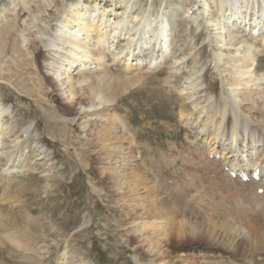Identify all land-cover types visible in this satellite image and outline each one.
<instances>
[{
  "label": "rangeland",
  "instance_id": "374dc122",
  "mask_svg": "<svg viewBox=\"0 0 264 264\" xmlns=\"http://www.w3.org/2000/svg\"><path fill=\"white\" fill-rule=\"evenodd\" d=\"M67 1H0V104L7 107L8 125L17 126L23 152L20 160L12 156L8 166H4L0 179V215H7L3 223L9 230L13 227L17 236L24 237L26 232L31 239L28 245L33 247L26 258L22 257L23 250L0 239V264H59V261L61 264H147L153 251L147 248L146 237H160L164 242L158 248L161 247L167 264H183L181 260L185 257L196 264H214V261L264 264V247L257 245L251 249L244 243V238L254 245L264 241L251 233L247 221L249 217H264L256 215L261 210H257L259 206L264 205V193H257L260 197L257 202L262 204L258 205L251 198L256 187L248 186L254 188L248 192L237 178L230 180L220 170V161L209 158L207 152L211 148L203 143L205 139L195 140L189 124L184 122L185 114H180V100L186 97L182 87L190 80L196 82V76L198 90L208 86L205 92L194 95L200 99L192 98L197 102L192 105L196 111L207 109L200 114L203 119L200 124L212 108H223L237 133L231 141L230 127L227 128L224 118L217 138L224 148L222 151L230 148L238 154L241 150L242 165L261 161L263 170L259 174L264 179V121L260 114H250L237 107L233 99L228 106H219L220 100L230 92L228 55L215 66L213 55L218 43L214 27L205 23L197 27L187 16L188 8L203 7L205 1L209 8L198 17L201 21L212 15L219 17L216 7L221 2L230 14L245 16L244 22L261 20L260 28L252 31L255 34L244 35L257 49L256 74L260 75L264 72V51L259 50L263 48V40L260 34L255 35L264 26V3L261 0H146V19L159 15L170 25V54L158 66L146 68L132 64L121 73L110 52H106L105 58L109 60L106 64L111 69L108 76L120 79L121 83L119 88L109 89L113 100L102 107L103 115L98 116L93 112H78L80 108L91 109L88 99L98 85L94 74L77 88L76 96L81 101L75 103L57 91L50 79L52 72L45 68V43L51 38L54 26L60 24ZM149 32L144 29L135 35L145 37ZM172 52L179 59L173 60ZM112 116L120 125L119 133L130 139L124 140L131 150L130 154H123L124 158L128 156L139 170L146 172L150 177L148 188L130 182L126 186L129 191L117 190L118 183L112 176L116 170L113 160L117 159V165L121 157L113 159L118 151H112L110 141H102L97 132L104 119ZM213 119L218 122V115ZM40 144L48 148L49 156L37 154ZM258 156L261 157L257 159ZM11 164L15 165L14 169ZM212 167L217 171L210 170ZM152 196H160L161 201L156 203V209L146 210ZM249 196L252 200H248ZM161 204L177 205L178 210L174 214L165 213ZM234 210L239 211L240 218H236ZM187 217L192 225L180 224ZM222 217L232 219L234 225L227 227ZM147 222L153 226L146 227ZM208 233L238 248H225L209 240ZM179 234L182 244L173 246ZM229 234L237 235V240Z\"/></svg>",
  "mask_w": 264,
  "mask_h": 264
},
{
  "label": "bare ground",
  "instance_id": "6f19581e",
  "mask_svg": "<svg viewBox=\"0 0 264 264\" xmlns=\"http://www.w3.org/2000/svg\"><path fill=\"white\" fill-rule=\"evenodd\" d=\"M145 1L146 0L67 1V4L64 7V15L61 20H59L60 24L54 26L51 32V38L49 40H46L45 45L47 47V51H45L47 55L44 63L46 64L45 68L49 69L52 72L53 76L50 77V79L54 81L57 87V91L61 95H63L64 98L69 102L79 103L81 101L80 98L76 96L77 88L80 85L86 84L89 80V75L94 74L97 79L98 85L97 88L91 91L88 99L89 107H91V109L83 110V108H80L78 112H93V114H97L98 116L103 115L102 107L108 105L113 100V98H111V96H113V93L112 95L108 94L109 89L120 87V79L108 76V71L110 72L111 69L110 67H107L106 64L109 61L105 58L107 57L106 52H110V54L112 55V61L116 62L115 66L121 73H125L126 70L131 68L132 64L136 65L137 67L146 66V68L152 65L158 66L163 63L164 59L170 54V25L166 21L164 23L161 19V16L159 15H150L149 18L146 19L145 16L147 12V2ZM261 1L262 3H264V0ZM230 5L231 4H229L228 6ZM193 7L194 5L188 8L187 12L189 14H187V16L191 17L193 22L196 23L197 27H199L201 23H205L207 26L214 27V34L215 36H217L215 40L218 43L217 51L213 55L214 62L216 64L215 66L219 65V63L223 60L224 55H228L226 57L229 58V62L227 64L231 66L229 71L231 74V78L230 80L228 79L230 92L229 95H226V97L220 100L219 106H221L220 104H223L226 107V105L228 106L229 104H231L230 102H232L233 99V102L237 107H240V109H242L243 111H247V113L249 112L250 114H260L259 116L261 117V120L264 121V72H262L260 75L256 74L255 63L257 59L255 55L257 49L255 50L254 44L250 43V41H246L244 36L246 33L248 35L255 34L252 31L256 27H258V29L260 28V26L258 25L260 24L261 20H259L258 18H254L252 21L244 22L246 18L245 16L230 14V11L228 12L227 9L224 8V3L221 2L219 4V7H216L217 12L219 13V17L216 16V18H214L212 15V18H206V20L201 21V19H198V17L201 16L202 12L205 13L209 8L208 3L203 1V7H201V5L197 8ZM123 23L124 25L121 26ZM144 29H149L150 34L148 33V35H146L145 37H142L141 35L137 37L135 35V32H138L140 34V31ZM258 35L263 40V48L259 50L264 51V26L262 30L255 36ZM175 52H172L174 58L172 59L176 61L177 59H179V57L175 55ZM133 60L134 63H132ZM72 65L74 68H69L72 67ZM204 77L206 76L204 75ZM194 80L196 82L190 80L184 87H182V90H186V97L181 98L180 100V114H185V124H189L188 127L193 132L195 140H198L199 138L200 140L201 138L205 139V141L203 140V143H205L208 148H211L208 151L218 153L220 154V157L222 154L223 159H227L229 165L240 168L241 164H239V161H241V159H239V156H236L237 154L235 153V149L228 148L227 151H220L224 150V148L217 139L218 129L224 118L226 120L227 128L229 129L230 127L229 137L232 139L231 141H233L234 135L235 133H237L236 129L231 126L229 115H226L225 117L224 109H216L217 107L212 108L211 111L206 114L207 116L204 119L205 121L200 124V122L203 120L200 118V114L205 109L196 111L195 107H192V105H196L197 102H194L192 98L195 97L200 99L201 97H196L194 95L205 92L208 89V86H205L204 89L198 90L197 87H199V82H197L198 79L196 76L194 77ZM203 80L205 81V78ZM232 108L234 111L235 109L233 106ZM6 111L7 107H4V105L2 106L0 104V179L3 174L2 172H5L4 166L9 163L12 156H17L18 159L23 156V152L21 150L22 148H20L19 145L20 141L18 130L16 129L17 126L11 125L12 127H10L8 125V122L5 119ZM216 115H218L219 118L218 122L216 119H213ZM199 118L201 119L200 121ZM104 120L105 122L101 123L97 132L100 134L102 141H110V143L113 145L112 151H118L119 154L117 156H113V159L121 157L122 160L121 163L119 162V164L117 165H115L116 163H118L117 159H114L115 161L113 160L114 168L116 170H113L112 176L113 178L115 176L116 182L118 183L117 190L129 191V189H126V186L130 182L148 188L149 184H147V182L149 181L150 177H147V175L145 174L146 172L139 170L135 163L132 162V160L127 159L128 156H125L126 158H124L123 154L131 152V150L129 151L128 147L124 145V140L129 141L130 139L126 135H123V133H121L122 135L119 133L120 125L115 120L114 116H112L111 119L109 118ZM208 123H210V125H208ZM213 124L215 125L214 129H211ZM203 127L205 128L204 131H202ZM209 135L211 136L210 139H208ZM42 146L43 145L40 144L37 147V154H44L43 156H49V152H47L48 148H43ZM229 152H231V154H229ZM239 152L241 153V150ZM21 161L23 160L21 159ZM11 165L12 169H14L15 165ZM255 165H257V163L248 164L242 169L249 175H251V171L255 167H258L260 173L262 170L261 167L259 165ZM17 167L20 166L17 165ZM117 167L120 168L117 169ZM135 169L137 170V172H135ZM127 177H130L131 180H128ZM229 179L231 180L232 178L230 177ZM237 179L240 186L243 187L254 186V188L256 187L257 189L264 185V179L262 178V176H260V179L258 181L252 179L242 181L239 178ZM151 188L156 191L153 186ZM258 197L259 196L256 192L251 194V198H253L255 203L257 202ZM251 198L249 196L248 200ZM135 200L136 199H134L133 201ZM160 201V196H152L151 199L148 198L147 205L149 208H146V210H151L152 208L156 209V203ZM257 204L259 205L260 202H258ZM168 205L161 204V208L165 213L174 214L178 210L176 207L177 205ZM262 206H259V208L257 209H261L259 212L255 210L257 211L256 215L262 214L264 216V214L262 213L264 211V205ZM238 210H234L235 215L237 216L236 218H240ZM243 211H245V209ZM159 217H161V213ZM187 218L188 219L181 220L180 224L192 225V222H190L191 219H189L190 217ZM4 219L7 220V215H0V239L7 240L12 244H10L11 246L23 250L21 251L22 257L27 258L28 252L33 250V247L28 245V243H30L31 241L30 237H27L26 232H24V237L17 236L16 230H14L13 227L11 230L6 228ZM221 219L223 221H226L225 225L227 227L229 224L233 226L235 223L232 219H227L224 217H222ZM247 221H249L248 225L252 231L251 233L258 239H264V217H249V220ZM145 224L146 227L153 226L150 225L149 222ZM183 229L186 228L183 227ZM213 229L215 230V228ZM181 230L182 228L178 231ZM185 233L186 232H184V234ZM179 235L180 236H177L178 238L174 239L175 242L172 243L173 246H179L182 244L181 241H183V239L181 238V234ZM229 235L233 237V235ZM194 237L198 238L197 235ZM207 237L209 240H215L217 244L230 250H236L238 248L237 246L235 247V245L231 246L229 245V243H224L216 240L215 238H213L212 233H208ZM159 238L160 237H156L155 239L146 237L144 239V241L147 242V248H151L150 252L153 251L150 256L152 258L147 264L168 263L163 252L160 251L161 247L158 248V245H162V243H164L163 241L159 240ZM171 238L168 241L171 242L173 240ZM233 238L237 240L238 236L236 235ZM244 239H246L244 240V243L248 244V247L251 249L255 248L257 245H261L264 247V241H257L254 245V243L248 238ZM153 248L155 249L152 250ZM240 253H244V250L240 249ZM247 261L250 262V259L248 258ZM181 262L183 264H196L186 257L182 259ZM58 263L61 264V261H59ZM213 263L219 264L217 261H214ZM197 264L201 263L198 262Z\"/></svg>",
  "mask_w": 264,
  "mask_h": 264
}]
</instances>
